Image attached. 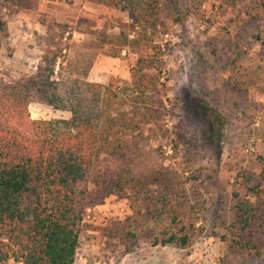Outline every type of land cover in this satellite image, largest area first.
Masks as SVG:
<instances>
[{
  "label": "trees",
  "instance_id": "1",
  "mask_svg": "<svg viewBox=\"0 0 264 264\" xmlns=\"http://www.w3.org/2000/svg\"><path fill=\"white\" fill-rule=\"evenodd\" d=\"M14 1L0 0V11ZM101 1L130 12L132 31L93 32L97 49L107 56L121 57L125 49L135 54L129 80L114 75L105 83L89 80L92 56L71 57L63 37L54 36L33 74L0 83V264H73L86 209L94 197L111 193L125 197L132 212L123 220L110 218L103 232L127 249L140 235L153 245L184 248L201 233L204 199L198 187L211 177L188 166L190 175L183 177L169 166L142 161L151 151L144 129L166 112L165 51L154 39L167 27L161 14L182 25L199 5L190 0ZM226 1L239 8L248 41L259 43L264 53V0ZM0 31H5L1 19ZM32 101L68 111L70 117L32 119ZM185 133L179 125L168 137L174 155L186 145ZM101 152L122 157L124 163L95 178L100 191L92 194L88 185ZM253 178L243 174L229 184L232 220L220 235L246 250L264 245V232L258 239L245 237L254 223L264 227V199ZM218 228L212 226L214 235ZM232 232L236 237H227Z\"/></svg>",
  "mask_w": 264,
  "mask_h": 264
},
{
  "label": "rangeland",
  "instance_id": "2",
  "mask_svg": "<svg viewBox=\"0 0 264 264\" xmlns=\"http://www.w3.org/2000/svg\"><path fill=\"white\" fill-rule=\"evenodd\" d=\"M190 1L199 10L182 25L169 23L165 13L160 17L167 27L154 39L165 51L161 81L166 112L144 129L151 151L142 161L150 167L169 166L183 177L190 175L187 166L211 177L210 183L203 181L198 187L204 199L201 233L184 248L153 245L140 235L127 249L119 239L105 236L103 227L110 218L123 220L131 214L128 200L115 193L94 197L82 221L73 264H264V245L246 250L220 236L230 228L229 184L238 176H254L264 199V53L259 43L248 41L238 7L226 0ZM129 15L101 0L11 2L0 11L5 23V31H0V83L33 74L54 36L63 37L71 57L92 56L91 79L105 82L109 75L119 77L116 70L129 69L135 54L125 49L121 57L107 56L97 49L93 32L132 31ZM28 110L32 119L70 117L68 111L38 101L30 102ZM179 125L186 132V145L174 155L167 141ZM123 163L122 157L99 153L90 192L100 191L95 178L110 175ZM151 190L157 193L155 185ZM213 225H218V235ZM251 231L245 237L258 239L264 227L254 223Z\"/></svg>",
  "mask_w": 264,
  "mask_h": 264
},
{
  "label": "crops",
  "instance_id": "3",
  "mask_svg": "<svg viewBox=\"0 0 264 264\" xmlns=\"http://www.w3.org/2000/svg\"><path fill=\"white\" fill-rule=\"evenodd\" d=\"M117 71L121 72V74L117 73L118 76H119V78L124 79V80H128V79L130 78V73H129V69H128V68H127L126 70H116V72H117ZM90 76H91V74H90V72H89L87 78H88L89 80H93V79L90 78ZM107 79H108V76H107ZM107 79H106V81H107ZM93 81H97V80H93ZM106 81H105V82H106ZM98 82H100V81H98ZM101 82H102V83H105V82H103V81H101Z\"/></svg>",
  "mask_w": 264,
  "mask_h": 264
}]
</instances>
